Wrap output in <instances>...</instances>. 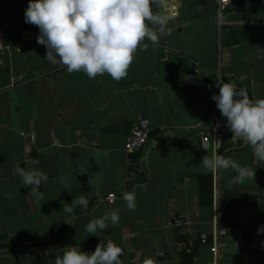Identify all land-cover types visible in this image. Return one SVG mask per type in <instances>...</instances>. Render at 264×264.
Listing matches in <instances>:
<instances>
[{"label":"crops","instance_id":"1","mask_svg":"<svg viewBox=\"0 0 264 264\" xmlns=\"http://www.w3.org/2000/svg\"><path fill=\"white\" fill-rule=\"evenodd\" d=\"M170 3L179 4L170 32L138 47L117 81L51 63L38 27L25 22L28 0H0V264H55L68 245L94 251L107 240L122 247L121 264H264V162L226 122L217 134L209 123L218 84L264 97V0ZM139 117L152 128L144 162L125 152ZM213 151L244 171L205 169ZM17 163L48 174L42 198L14 173ZM132 190L129 210L122 194ZM82 195L87 208L64 210ZM110 209L117 224L86 231ZM175 217L192 222L170 230ZM220 228L217 250L198 243Z\"/></svg>","mask_w":264,"mask_h":264},{"label":"clouds","instance_id":"2","mask_svg":"<svg viewBox=\"0 0 264 264\" xmlns=\"http://www.w3.org/2000/svg\"><path fill=\"white\" fill-rule=\"evenodd\" d=\"M178 8L179 4L170 0H28L24 18L38 27L37 43L46 47V59L51 63L65 66L69 73L83 71L90 79L107 73L119 81L127 75L138 47L146 49L149 45L145 41L156 45L170 32L168 25L178 15ZM218 88L212 99L226 118L231 138L247 142L256 158L264 162V97L250 98L231 81L218 84ZM201 162L212 172L229 168L244 171L236 160L216 151L204 155ZM32 163L38 165L39 160ZM13 171L24 186H31L34 198H42L40 185L49 179L44 170L17 163ZM122 198L129 210L136 208L135 190L124 192ZM87 206L88 199L82 195L64 210L73 213L76 207ZM119 219V211L110 209L90 220L86 231L96 235ZM258 233H264V225L258 227ZM122 255V247L112 240L99 242L94 251L68 245L55 264H121ZM144 264L154 261L146 258Z\"/></svg>","mask_w":264,"mask_h":264},{"label":"built area","instance_id":"3","mask_svg":"<svg viewBox=\"0 0 264 264\" xmlns=\"http://www.w3.org/2000/svg\"><path fill=\"white\" fill-rule=\"evenodd\" d=\"M228 0H220L221 4L224 5L227 3ZM215 91V89H214ZM222 122H226V118L222 117L221 114L218 112V110H214L210 117V122L211 125L210 127L215 130L217 134V130L220 128ZM151 134H152V128L150 126V121L147 118L144 117H139L132 129L131 137L128 140V142L125 145V152L130 155H137L142 153L141 161L144 162L146 158V147L148 144L152 141L151 140ZM201 139L204 144L208 141V139L204 136L203 133H201ZM219 137L216 138V142L219 144ZM118 196L114 193H111L107 195L105 200L107 202H114ZM191 220L189 218H179L175 217L169 224L168 228L170 230L175 229V228H181L183 226H187L191 224ZM264 225V222L260 224ZM227 234V229L225 228H220L217 230L212 236H209L206 233H202L198 237V243L200 244H206V243H211L213 245V249L217 250L218 247L220 246V241L223 236ZM264 235V233H262Z\"/></svg>","mask_w":264,"mask_h":264},{"label":"trees","instance_id":"4","mask_svg":"<svg viewBox=\"0 0 264 264\" xmlns=\"http://www.w3.org/2000/svg\"><path fill=\"white\" fill-rule=\"evenodd\" d=\"M218 91H219V89H218ZM215 109H216V110H219V109L216 107V102H215Z\"/></svg>","mask_w":264,"mask_h":264}]
</instances>
